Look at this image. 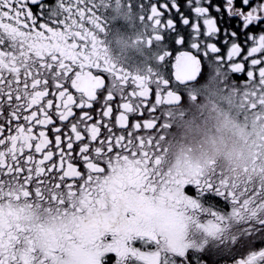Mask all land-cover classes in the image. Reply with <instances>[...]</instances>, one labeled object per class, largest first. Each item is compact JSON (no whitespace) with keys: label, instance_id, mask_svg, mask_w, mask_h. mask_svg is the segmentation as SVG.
Listing matches in <instances>:
<instances>
[{"label":"snow or ice","instance_id":"snow-or-ice-1","mask_svg":"<svg viewBox=\"0 0 264 264\" xmlns=\"http://www.w3.org/2000/svg\"><path fill=\"white\" fill-rule=\"evenodd\" d=\"M0 264H264V0H0Z\"/></svg>","mask_w":264,"mask_h":264},{"label":"flooded vegetation","instance_id":"flooded-vegetation-1","mask_svg":"<svg viewBox=\"0 0 264 264\" xmlns=\"http://www.w3.org/2000/svg\"><path fill=\"white\" fill-rule=\"evenodd\" d=\"M46 2H48V3H53L54 0H46ZM179 3H180V5H181V7L183 8V5H184V3H185V0H179ZM235 23H236V21H235V19H234V20L232 21L233 26H235ZM254 30L258 32V31H259V28L257 27V28H255ZM225 70H226V69H225ZM208 75H209V69H208V65H207V63H205V64L203 65L202 75L198 78V82H199V84H201V85L204 84V83L206 82L207 78H208ZM245 78H246V77H245L244 75H241V74H232V75H231V80L236 81V82H241V81H243ZM184 103H185V105H187V97H186V95H185ZM145 116H147V113H145ZM186 190L188 191V193H189L190 195H194V191L191 190L190 188H189V189H186Z\"/></svg>","mask_w":264,"mask_h":264},{"label":"clouds","instance_id":"clouds-1","mask_svg":"<svg viewBox=\"0 0 264 264\" xmlns=\"http://www.w3.org/2000/svg\"><path fill=\"white\" fill-rule=\"evenodd\" d=\"M221 163L223 164V163H225V162L222 160Z\"/></svg>","mask_w":264,"mask_h":264}]
</instances>
